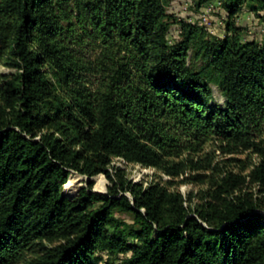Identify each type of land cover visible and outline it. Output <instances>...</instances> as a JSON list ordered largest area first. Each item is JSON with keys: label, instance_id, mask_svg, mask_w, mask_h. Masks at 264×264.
<instances>
[{"label": "trees", "instance_id": "16d2710c", "mask_svg": "<svg viewBox=\"0 0 264 264\" xmlns=\"http://www.w3.org/2000/svg\"><path fill=\"white\" fill-rule=\"evenodd\" d=\"M170 2L0 0V65L16 71L0 73V264H264L249 190L264 188V41L235 24L264 0H220L224 37L182 22L175 42ZM210 143L260 161L213 178L195 207L110 169L119 158L183 184ZM71 172L107 193L65 196Z\"/></svg>", "mask_w": 264, "mask_h": 264}, {"label": "rangeland", "instance_id": "374dc122", "mask_svg": "<svg viewBox=\"0 0 264 264\" xmlns=\"http://www.w3.org/2000/svg\"><path fill=\"white\" fill-rule=\"evenodd\" d=\"M168 13L172 17L169 36L171 42H175L179 39L182 22L192 23L203 27L210 37L222 38L226 33L225 23L227 14L220 6V0H209L201 4L200 0H171L168 7ZM204 13H207V21H202L201 17ZM235 24L240 30V34L244 40L256 41L258 43L264 41V14L262 12L259 14L254 13L248 7H243L236 16ZM93 53L94 52L92 51L88 56L91 57ZM190 63L194 70H200L206 65L205 61L192 58ZM15 72V70L8 68L5 65H0L1 74H12ZM210 86L212 89L211 104L224 107L226 96L216 83H211ZM194 158L196 160L199 158L206 159L204 164H206L207 168L201 170H188L187 174L176 182L179 183V181L184 180L186 183L171 186L168 184L170 177L152 167H144L139 164L128 163L123 159L118 158L114 159L110 169L113 173H116L117 169L121 168L129 180L142 184L144 188L156 183L166 185L170 190H177L182 193L187 206L195 207L202 202L204 191L210 187L213 178H220V176L229 171L248 174L260 161V158L257 155H251L249 152L235 155L226 154L219 149L216 144L212 143L208 144L204 150L200 154L194 156ZM208 164L210 165L209 167L207 166ZM198 174L203 175L204 178H201L202 182L195 178ZM103 176L106 179L108 188L110 183L106 176ZM89 179V177L80 175L77 172H71L67 183L63 186V194L69 197L75 196L80 189L89 187V183L93 184L91 191H96L94 189L95 181L89 182ZM249 190L253 191L262 207L258 211L264 214V188L262 189L258 185H251L249 186ZM99 193H107V189ZM124 218L126 221L131 222L129 216H124ZM31 258L32 256L28 257V259ZM119 258L124 259L125 257L120 256Z\"/></svg>", "mask_w": 264, "mask_h": 264}, {"label": "built area", "instance_id": "2783aa9c", "mask_svg": "<svg viewBox=\"0 0 264 264\" xmlns=\"http://www.w3.org/2000/svg\"><path fill=\"white\" fill-rule=\"evenodd\" d=\"M201 18L202 21H207L208 20L207 13H204Z\"/></svg>", "mask_w": 264, "mask_h": 264}, {"label": "water", "instance_id": "95a60500", "mask_svg": "<svg viewBox=\"0 0 264 264\" xmlns=\"http://www.w3.org/2000/svg\"><path fill=\"white\" fill-rule=\"evenodd\" d=\"M93 181H94L93 178H90V179H89V182H93ZM92 192L99 193V192H96V191H92ZM101 194H106V193H101Z\"/></svg>", "mask_w": 264, "mask_h": 264}]
</instances>
